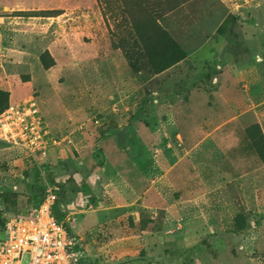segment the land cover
<instances>
[{"label":"rangeland","instance_id":"1","mask_svg":"<svg viewBox=\"0 0 264 264\" xmlns=\"http://www.w3.org/2000/svg\"><path fill=\"white\" fill-rule=\"evenodd\" d=\"M0 92L42 148L0 139V222L61 188L76 264H264V0H0Z\"/></svg>","mask_w":264,"mask_h":264},{"label":"built area","instance_id":"2","mask_svg":"<svg viewBox=\"0 0 264 264\" xmlns=\"http://www.w3.org/2000/svg\"><path fill=\"white\" fill-rule=\"evenodd\" d=\"M36 110L20 114L14 107L0 113V139L24 144L31 154L36 146ZM34 146V148L32 147ZM58 189L28 204L22 214L6 216L0 225V264H76L79 249L69 230L54 214Z\"/></svg>","mask_w":264,"mask_h":264},{"label":"trees","instance_id":"3","mask_svg":"<svg viewBox=\"0 0 264 264\" xmlns=\"http://www.w3.org/2000/svg\"><path fill=\"white\" fill-rule=\"evenodd\" d=\"M186 54L181 50V48L173 41L169 40L167 44L165 45L163 51H159L154 55L147 57L148 66L150 69L148 71L150 73L159 74L170 67L176 65L183 59H185ZM7 95L0 92V113H2L5 109H1L3 106L7 104ZM59 190V193L61 191V188H57ZM43 192H40L39 197H43ZM19 195L15 193H3L0 194V199L2 202L7 206H12L15 208L16 201L18 200ZM55 208V207H54ZM56 219L59 221L60 218L55 215ZM3 220L0 222V225H2ZM64 227L70 231V229L64 225Z\"/></svg>","mask_w":264,"mask_h":264},{"label":"crops","instance_id":"4","mask_svg":"<svg viewBox=\"0 0 264 264\" xmlns=\"http://www.w3.org/2000/svg\"><path fill=\"white\" fill-rule=\"evenodd\" d=\"M253 117L256 121V123L259 125V128L264 136V105L263 106H257V107H253L251 110ZM244 165V163L242 164ZM262 169H264L263 166H257L255 168H252L251 170L247 171L246 173L242 174V179L244 181H251L252 184L256 183L255 178H258L261 175V171H263ZM257 174V176L255 177V175ZM260 192L259 188L257 187H253L250 189V193L253 194V197H256L258 195V193ZM244 196L246 197V195L244 194Z\"/></svg>","mask_w":264,"mask_h":264}]
</instances>
